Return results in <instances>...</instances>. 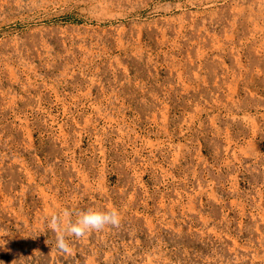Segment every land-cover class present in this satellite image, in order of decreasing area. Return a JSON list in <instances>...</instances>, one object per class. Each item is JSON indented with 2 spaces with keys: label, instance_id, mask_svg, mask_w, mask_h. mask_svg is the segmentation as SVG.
I'll return each mask as SVG.
<instances>
[{
  "label": "rangeland",
  "instance_id": "374dc122",
  "mask_svg": "<svg viewBox=\"0 0 264 264\" xmlns=\"http://www.w3.org/2000/svg\"><path fill=\"white\" fill-rule=\"evenodd\" d=\"M0 264H264V0H0Z\"/></svg>",
  "mask_w": 264,
  "mask_h": 264
},
{
  "label": "clouds",
  "instance_id": "9594fccd",
  "mask_svg": "<svg viewBox=\"0 0 264 264\" xmlns=\"http://www.w3.org/2000/svg\"><path fill=\"white\" fill-rule=\"evenodd\" d=\"M122 223L120 211L115 208H87L76 210L64 208L53 213L47 221L48 228L55 234V247L60 253L71 252V237L81 239L92 232L106 228H119Z\"/></svg>",
  "mask_w": 264,
  "mask_h": 264
}]
</instances>
